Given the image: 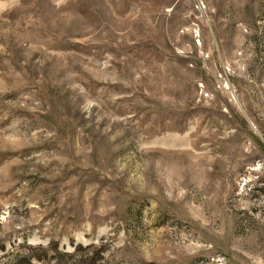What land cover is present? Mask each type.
I'll use <instances>...</instances> for the list:
<instances>
[{
  "label": "rangeland",
  "instance_id": "1",
  "mask_svg": "<svg viewBox=\"0 0 264 264\" xmlns=\"http://www.w3.org/2000/svg\"><path fill=\"white\" fill-rule=\"evenodd\" d=\"M26 259L264 264V0H0V264Z\"/></svg>",
  "mask_w": 264,
  "mask_h": 264
},
{
  "label": "trees",
  "instance_id": "2",
  "mask_svg": "<svg viewBox=\"0 0 264 264\" xmlns=\"http://www.w3.org/2000/svg\"><path fill=\"white\" fill-rule=\"evenodd\" d=\"M58 256H61V255H58ZM20 263L21 264H32L31 262H30V260H20ZM58 264H60V263H58Z\"/></svg>",
  "mask_w": 264,
  "mask_h": 264
}]
</instances>
